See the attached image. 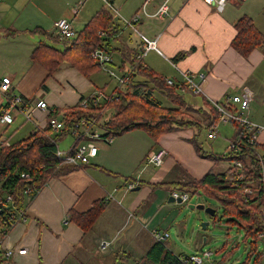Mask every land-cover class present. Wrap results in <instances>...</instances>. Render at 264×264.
<instances>
[{
    "label": "crops",
    "instance_id": "obj_1",
    "mask_svg": "<svg viewBox=\"0 0 264 264\" xmlns=\"http://www.w3.org/2000/svg\"><path fill=\"white\" fill-rule=\"evenodd\" d=\"M165 1L114 0L119 15L111 25L108 46L113 62L87 78L67 63L49 76L42 66L32 63L31 55L45 39L42 32L55 36L56 21L69 20L78 33L106 8L104 0H0V82L4 77L12 80L7 96L0 95V111L10 96L22 97L32 111L31 120L17 116L10 124H0V143L15 144L47 128L50 114L36 109L37 104L54 110L71 108L93 98L97 91L105 92L108 84L102 83V72L113 73L115 78L131 71L135 75L140 35L155 40L158 49L146 55L144 68L176 82L183 72L204 74L201 95L190 94L200 100L190 103L200 106L202 99L223 102L249 89L254 93L252 105L264 92V45L244 58L232 42L238 34L236 24L244 17L264 36V0H230L217 6L203 0H168L165 18L141 14L142 8L154 14ZM137 15L140 21L127 26L125 21ZM181 53L187 54L174 64L172 60ZM115 55L119 56L117 62ZM135 81L143 79L137 76ZM56 134L53 131L50 136ZM195 134L191 129L176 131L155 142L146 132L134 130L114 138L111 144L99 141L98 153L88 168L50 179L34 199H27L25 216L11 228L5 243L29 253L14 255L1 264H120L126 258L127 264H135L154 245L155 233L169 238L173 225L181 223L174 207L178 203H169L171 190L166 185L200 180L217 167L212 159L196 152L192 144ZM75 137L70 150L88 140ZM260 144H264V132ZM160 149L168 152L163 166L144 167L147 155ZM132 184L140 190L130 189ZM97 201H104L105 209L92 229L84 232L71 220V212L86 213ZM105 241L111 245L101 252L98 247ZM257 247L262 254L259 264H264V238Z\"/></svg>",
    "mask_w": 264,
    "mask_h": 264
},
{
    "label": "trees",
    "instance_id": "obj_2",
    "mask_svg": "<svg viewBox=\"0 0 264 264\" xmlns=\"http://www.w3.org/2000/svg\"><path fill=\"white\" fill-rule=\"evenodd\" d=\"M113 20L110 11L103 8L72 39H61L42 32L46 39L40 41L32 52V63L42 66L49 76L56 73L63 63H67L85 77L91 78L104 67L92 58V54L97 49L109 52ZM236 29L238 34L232 42V47L242 57L247 58L252 51L264 45L263 34L257 30L250 18H242L237 22ZM100 32L107 36L100 35ZM186 54H178L172 62L175 64ZM135 69L136 74L131 71L127 78L128 90L115 89L119 100L104 102L98 106L92 105L90 109H83L78 104L56 110L49 115L48 120L61 118L63 129L54 137L50 136L53 130L47 125L46 129L37 131L15 144L0 146V196L6 195L12 200L11 206L1 209L0 215L4 221L0 222L2 228L13 227L16 220L13 222L11 216L14 212H21L25 216L27 199H34L50 179L61 177L78 168H88V164L65 166L57 157L59 141L81 120L86 122V127L93 126V129L103 131L106 137L117 138L125 133L141 130L155 142L165 134L191 129L196 132L193 139L196 148L198 152L203 153L198 137L218 123L219 114L215 106L204 99L200 106L188 102L175 88L167 86L162 76L144 68L142 63H138ZM137 76L143 81L136 82ZM150 83L165 95L171 107H165L163 102L155 97L154 89H147ZM185 93L192 94L188 91ZM108 113L110 116L104 119ZM203 155L215 162L238 161L242 165L241 174L244 178L238 180L234 174L235 169L229 166L224 173L218 174L211 170L200 180L176 182L167 184L166 187L171 192L204 195L217 200L222 209L221 222L229 228L235 227L241 231L244 241L248 243L247 258L240 264H259L262 254L258 253L257 244L261 240L259 236L264 235L261 212L264 207V182L260 181L264 179V144H258L255 148L242 147L235 154ZM159 185L165 187L164 184ZM246 187L253 190L260 188V191L243 196L241 192ZM105 206L104 201H97L86 213L71 212V220L84 232H88L103 213ZM168 247L164 242L155 241L135 264H191L189 256L177 255ZM127 262L128 258L123 262L121 260L120 264Z\"/></svg>",
    "mask_w": 264,
    "mask_h": 264
},
{
    "label": "built area",
    "instance_id": "obj_3",
    "mask_svg": "<svg viewBox=\"0 0 264 264\" xmlns=\"http://www.w3.org/2000/svg\"><path fill=\"white\" fill-rule=\"evenodd\" d=\"M206 4L210 6H217L221 4L228 3L230 0H203ZM114 0H104L106 8L110 11L113 17L118 16V11L113 5ZM168 0H166L154 14H149L146 12L144 8H142L141 14H143L147 18H158L163 19L168 13ZM77 9L74 12L77 13ZM141 19L140 15L135 16L130 21H125L126 25L129 27H133L134 24L138 23ZM55 37H59L61 39H72L76 36L77 32L75 31L72 22L67 19H60L54 24ZM100 35L107 36V34L100 32ZM141 43L138 46L137 54H136V62L142 63L146 55L152 51L157 49V42L155 40H149L144 35H140ZM92 58L102 64L104 67L113 62L111 55L104 49H97L93 52ZM131 73H127L122 78H119V83L121 87L123 84L127 85V78ZM113 76L114 74L111 73ZM204 74H194L191 72H183L181 74V81L176 82L173 79H166V84L169 87L175 88L179 92H190L193 95H201L202 92V82L204 80ZM12 85V80L9 77H4L0 82V95L7 96L10 91ZM119 89V88H118ZM118 92H114L111 95H108L104 92L97 91L93 98L89 100H82L79 105L83 109H90L92 105L98 106L104 102H113L119 100ZM8 103L5 105L0 111V124H10L14 121L17 116H24L27 120L32 119V111L28 110L26 106L23 104V99L20 96H13L7 98ZM254 100V93L246 89L244 90L242 95L232 96L226 98L221 103H213L216 110L219 114L218 123L212 127L211 130L208 131V139L213 140L216 138L217 130L220 124H230L233 125L236 129L235 138L229 143L227 147L228 154H235L241 150L242 147L245 148H255L258 144H260V135L264 132V127L260 126L250 120V105ZM36 109L41 110L43 112H47L49 114H53L56 110L52 108H48L43 103H39L36 106ZM47 125H49L53 131H60L63 129L62 121L58 120V118H52L48 120ZM83 129V131H82ZM73 135L79 138H88V140L82 142L74 149L70 150L68 153L57 152V157L62 162L63 165H80V164H88L91 158H94L99 150L98 144L99 141H102L106 144H111L114 140L113 137H106L104 132H98L93 130V126L86 127L85 121H80L74 129L71 130ZM71 133V132H70ZM0 146L8 147L10 146L7 143H0ZM168 156V152L165 149H160L158 151L150 152L145 161L144 167L154 166L156 168L162 167L166 157ZM229 166L235 169L234 174L238 180H242L244 176H242V165L238 161H233L229 163ZM261 182H264V179H260ZM136 184H132L130 189H134ZM260 188L257 190H253L252 188L246 187L242 190L241 194L243 196L251 195L253 193L259 192ZM29 193V190L27 191ZM170 196L173 198L181 199L182 203H188L190 201V194L181 193L179 191H172ZM12 200L10 197L0 196V213L1 209L4 206H11ZM263 220H264V207L261 209ZM12 221L16 224L18 220L23 219V214L21 212H14L11 216ZM0 222L4 223L3 219L0 215ZM10 228H2L0 226V264L4 260H8L14 255L24 256L28 252L26 248H9L7 247L5 240L8 236ZM154 238L156 241L165 242L168 238V235H162L159 233L154 234ZM260 239L264 238V235L261 234L259 236ZM111 245V242H102L99 245V250L101 252H105L107 248ZM211 252L204 253L205 258H209ZM191 264H202L203 258L199 256H191L190 257ZM188 264V262L186 263Z\"/></svg>",
    "mask_w": 264,
    "mask_h": 264
},
{
    "label": "rangeland",
    "instance_id": "obj_4",
    "mask_svg": "<svg viewBox=\"0 0 264 264\" xmlns=\"http://www.w3.org/2000/svg\"><path fill=\"white\" fill-rule=\"evenodd\" d=\"M114 46H117V44H114ZM118 58L119 56L115 55V62H117ZM104 70L107 69L105 68ZM127 73L120 75L125 76ZM115 76L116 78L103 72L101 74L102 83L108 84L105 90V92H108L106 93L108 95L112 94V90L114 88H119L118 90L121 91L128 90L127 85L123 84L121 87H119L120 76H118V74ZM140 87L146 90L145 87ZM147 89H154L155 97L163 102L165 107H171V104L165 95H163L158 89H155L154 85H151L150 83V86H148ZM182 96L188 102H190L192 99H195L197 102L200 100L199 97H193L189 93H184ZM108 116H110L109 113L104 119H107ZM250 120L264 127V92L260 93L255 99L254 103L251 105ZM98 132H101V130H98ZM216 133V138L213 140L208 139L207 130L200 134L198 137V142L202 146V152L207 154L224 153V155H226L229 143L236 136V129L230 124H220ZM76 139L77 138L71 131V133L59 141V150L65 153L69 152L72 146H74ZM192 144L194 145L198 154H203L198 152L193 140ZM215 163L217 164V167L214 171L218 174H221L224 168L229 166V162L226 160H221ZM4 197L6 198V195H4ZM199 205H204L206 208L215 210L216 218L208 215L204 210L191 208V206L197 207ZM174 207L179 212L178 215L180 216L181 223L177 226L176 223L173 225V227L170 229V236L167 238L166 243L173 247L177 255L185 254L189 257L199 256L203 258L202 264H240L246 260L249 248L248 243L243 239L244 234L237 228H229L227 225H225V223L223 224L221 222L222 209L217 200L204 195L190 194V201L188 203H178L177 205H174ZM205 223H209V226L204 230L202 225ZM183 225L186 227V232L182 227ZM207 252H211L209 258L204 257V253Z\"/></svg>",
    "mask_w": 264,
    "mask_h": 264
},
{
    "label": "water",
    "instance_id": "obj_5",
    "mask_svg": "<svg viewBox=\"0 0 264 264\" xmlns=\"http://www.w3.org/2000/svg\"><path fill=\"white\" fill-rule=\"evenodd\" d=\"M136 189V191L140 190V187L138 188H134ZM169 203H182V200L181 199H175L173 198L172 196H170L169 198ZM192 209H199V210H204L208 215L212 216V217H215L216 216V211L211 209V208H206L204 205H199L197 207L195 206H191ZM203 226V229L205 230L208 226H209V223H205L202 225Z\"/></svg>",
    "mask_w": 264,
    "mask_h": 264
},
{
    "label": "bare ground",
    "instance_id": "obj_6",
    "mask_svg": "<svg viewBox=\"0 0 264 264\" xmlns=\"http://www.w3.org/2000/svg\"><path fill=\"white\" fill-rule=\"evenodd\" d=\"M113 60V59H112ZM100 64V63H99ZM102 65V64H101Z\"/></svg>",
    "mask_w": 264,
    "mask_h": 264
}]
</instances>
